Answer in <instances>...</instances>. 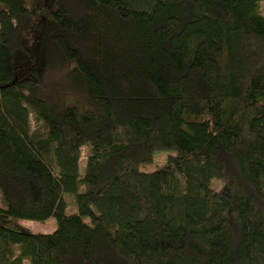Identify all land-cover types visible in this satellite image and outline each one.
Segmentation results:
<instances>
[{"label": "trees", "instance_id": "trees-1", "mask_svg": "<svg viewBox=\"0 0 264 264\" xmlns=\"http://www.w3.org/2000/svg\"><path fill=\"white\" fill-rule=\"evenodd\" d=\"M262 3L0 0V264H264Z\"/></svg>", "mask_w": 264, "mask_h": 264}, {"label": "rangeland", "instance_id": "rangeland-1", "mask_svg": "<svg viewBox=\"0 0 264 264\" xmlns=\"http://www.w3.org/2000/svg\"><path fill=\"white\" fill-rule=\"evenodd\" d=\"M261 12L264 15V3L261 4ZM36 32L34 31L33 33V38L35 37ZM31 39V41H32ZM155 160L157 162H162V160H165L163 154H158L155 157ZM86 164H87V159H82L81 163H80V176L82 177L85 173L86 170ZM74 195H66L65 196V200L67 202V212L68 213H74L76 212V207H75V203H74ZM92 211L95 215H98V211L95 208H92ZM92 217L91 216H85L84 217V221L89 223L91 222ZM0 224L13 229V230H21V229H26V230H30L33 233L36 234H51L56 230V221L55 219H51L49 221H47L46 223H40V222H33V221H12V220H0Z\"/></svg>", "mask_w": 264, "mask_h": 264}]
</instances>
